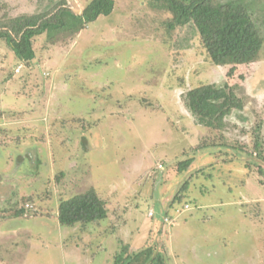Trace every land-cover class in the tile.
<instances>
[{
    "label": "rangeland",
    "instance_id": "1",
    "mask_svg": "<svg viewBox=\"0 0 264 264\" xmlns=\"http://www.w3.org/2000/svg\"><path fill=\"white\" fill-rule=\"evenodd\" d=\"M55 1L0 0V15ZM66 1L80 12L89 0ZM221 1H240L264 38V0ZM161 17L145 0H114L73 37L36 38L30 65L0 40V264H114L151 241L166 244L171 264H264V42L236 64L245 106L225 119L224 147L194 154L217 131L195 123L185 92L237 78L191 27L174 44ZM90 187L107 217L59 224V197ZM31 206L36 215L14 216Z\"/></svg>",
    "mask_w": 264,
    "mask_h": 264
},
{
    "label": "trees",
    "instance_id": "2",
    "mask_svg": "<svg viewBox=\"0 0 264 264\" xmlns=\"http://www.w3.org/2000/svg\"><path fill=\"white\" fill-rule=\"evenodd\" d=\"M145 2L149 8L162 16L160 22L165 30V36L174 37V44L184 39L180 34H175L176 30L191 27L200 34L212 62L230 65L226 76L231 79L237 78L232 83L226 80L221 84L195 86L188 89L183 96L184 104L195 118V123L217 131L212 138H203L198 145L191 147L192 152L196 154L205 148L221 146L215 141L222 138L221 130L225 127V119L233 110L240 111L245 106V101L237 93L244 75L236 74V64L251 62L256 58L264 42L263 36L250 22L240 1L145 0ZM113 9L114 0H89L80 12L72 10L66 0H57L35 13L22 12L11 15L4 11L0 15V40L6 43L17 60L30 65L29 60L35 57L36 38L42 37L51 43L53 38L60 35L64 37L66 33L73 37L85 29L88 23L101 15L110 14ZM223 145L225 144L223 143L221 147H224ZM234 149L236 152L240 150L244 155H250L247 151L245 153L241 146H234ZM253 149L260 157L262 149L257 141L254 142ZM193 159L194 156H188L179 161V172L188 169ZM246 165L250 166L251 162L246 161ZM24 200L33 201V196ZM173 200H181L180 192L174 195ZM25 212L36 215L33 206L18 208L13 213L14 216L21 217ZM163 213L162 220L171 217L168 208ZM56 217L59 224L67 226L78 222L101 220L107 217L106 201L90 187L67 198L59 197ZM162 230L158 231L159 235ZM151 242L143 246L142 251L118 255L114 264H131L133 261H138L139 264H171L166 244L165 247L156 241L154 244ZM126 249L127 246L123 248L124 251Z\"/></svg>",
    "mask_w": 264,
    "mask_h": 264
},
{
    "label": "crops",
    "instance_id": "3",
    "mask_svg": "<svg viewBox=\"0 0 264 264\" xmlns=\"http://www.w3.org/2000/svg\"><path fill=\"white\" fill-rule=\"evenodd\" d=\"M5 126H3L2 128H4ZM88 148V147H87ZM39 162H38V160H34V163H33V165H35V164H38Z\"/></svg>",
    "mask_w": 264,
    "mask_h": 264
},
{
    "label": "built area",
    "instance_id": "4",
    "mask_svg": "<svg viewBox=\"0 0 264 264\" xmlns=\"http://www.w3.org/2000/svg\"><path fill=\"white\" fill-rule=\"evenodd\" d=\"M151 214H152V212H150ZM165 221H169V219L168 218H165Z\"/></svg>",
    "mask_w": 264,
    "mask_h": 264
}]
</instances>
